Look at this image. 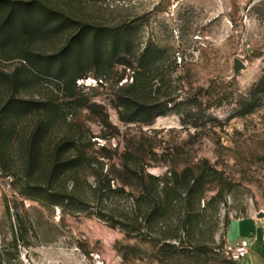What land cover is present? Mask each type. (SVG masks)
<instances>
[{"label": "rangeland", "instance_id": "1", "mask_svg": "<svg viewBox=\"0 0 264 264\" xmlns=\"http://www.w3.org/2000/svg\"><path fill=\"white\" fill-rule=\"evenodd\" d=\"M14 1H43L75 20L127 31L126 59L137 66L149 50L150 87L158 99L172 102L150 125L123 123L117 100L133 72L105 57L92 67L84 60L87 75L77 81V98L97 105L93 111L72 108L70 92L51 77L23 88L19 96L39 102L36 109L0 113V264H264V0ZM76 31L47 26L31 51L53 55ZM109 46L108 37L99 40L103 54ZM8 56L0 67L12 72L21 61ZM235 60L246 65L238 75ZM6 90L0 83V103L12 96ZM253 91L258 101L248 113ZM41 120L49 131L39 152L45 166L30 171V140ZM66 134L87 158L64 178L51 168L52 150ZM132 143L154 147L157 156L150 158L158 166L148 173L156 177H165L170 165L208 160L226 180L220 197L214 199L218 187L195 208L196 224L189 227L194 234L179 255L162 248L175 220L171 228L144 224L131 235L115 226L113 218L123 220L135 210L128 194L139 189L127 187L103 203L91 189L102 167L104 175L118 176L114 166L119 168V156ZM104 146L113 152L111 161L101 158ZM74 185L78 189L69 201ZM121 187L112 182L113 189ZM236 231L252 242L249 257L240 263L227 256L228 247L239 242ZM205 244L214 254L204 251Z\"/></svg>", "mask_w": 264, "mask_h": 264}, {"label": "trees", "instance_id": "2", "mask_svg": "<svg viewBox=\"0 0 264 264\" xmlns=\"http://www.w3.org/2000/svg\"><path fill=\"white\" fill-rule=\"evenodd\" d=\"M47 26L69 27L78 31L70 37L65 47L53 55L31 51L32 42ZM103 37H108L110 40V46L105 54L99 47V40ZM128 44L127 31L118 28H99L75 20L50 8L43 1L24 3L0 0V60L8 61V55H17L12 56L11 59L21 61V66L12 72L0 67V83L7 89V94H12L6 97L7 102L0 103V113L9 115L11 112H17V115H20L21 112L36 109L39 102L21 98L19 95L21 90L29 86L34 79L43 77L58 80L70 92L72 108L95 110L98 108L97 105L89 106L88 102H82L77 98V81L87 75L82 72L84 60L89 67H92L105 57L117 61L116 63L125 66L126 70L133 72L132 83L120 88L117 100L120 120L125 124H152L166 113L172 100H161L160 96L158 99V94L150 87L152 76L148 75L151 74L154 66V58L149 54V50L142 55V62L134 66L126 59L130 55L127 49ZM114 67L113 65L111 68ZM145 69H148L149 73ZM257 95L258 93L253 91L254 104L251 105L248 113L254 110L253 105L258 101ZM105 119L108 120V115H105ZM48 132V124L45 120L44 122L41 120L33 131L29 145L30 171L35 169L37 171L45 166L39 152L43 150L42 141ZM101 152V158L109 161L113 159V152L105 146L102 147ZM119 152L117 149L116 155ZM153 156H157L154 153V147L143 143L130 144L119 156V168L114 166L118 176L113 171H108L104 175V167H102L100 174L94 175L96 184L91 189L97 201L101 203L104 202V198L108 202L118 195L125 194L127 187L132 191L139 189L138 194H128L135 210L131 216L125 215L123 220L113 218L115 226L125 229L131 235L140 233L144 224L158 222L168 224V228H171L170 225L175 220L177 221L176 229L171 232L172 234L164 236L162 248H171L174 255H179L187 249L184 247L186 237L189 238L190 234H194L193 229L190 231L189 227H194L196 224L195 208H200L207 195L218 187H221V190L214 199L220 197L223 191L222 184H226V180L208 160H199L184 167L170 165L165 177H156L148 173L149 168L158 166V160L150 158ZM86 158L87 153L85 150H80L75 137L66 134L52 150L51 173L66 178L70 173H74ZM97 163L104 166L103 162ZM112 182L121 183L122 187L113 189ZM77 189L74 185L67 200L70 201L72 197H75ZM203 249L207 253L214 254L215 251L210 244H205Z\"/></svg>", "mask_w": 264, "mask_h": 264}, {"label": "built area", "instance_id": "3", "mask_svg": "<svg viewBox=\"0 0 264 264\" xmlns=\"http://www.w3.org/2000/svg\"><path fill=\"white\" fill-rule=\"evenodd\" d=\"M252 242L249 240H241L238 243H233L228 247L227 256L234 262L240 263L246 260L249 256Z\"/></svg>", "mask_w": 264, "mask_h": 264}, {"label": "water", "instance_id": "4", "mask_svg": "<svg viewBox=\"0 0 264 264\" xmlns=\"http://www.w3.org/2000/svg\"><path fill=\"white\" fill-rule=\"evenodd\" d=\"M246 65L240 61V60H235L234 62V71L235 74L238 75L242 70H244Z\"/></svg>", "mask_w": 264, "mask_h": 264}, {"label": "crops", "instance_id": "5", "mask_svg": "<svg viewBox=\"0 0 264 264\" xmlns=\"http://www.w3.org/2000/svg\"><path fill=\"white\" fill-rule=\"evenodd\" d=\"M253 221H255V220H253ZM257 224H258V226H260V224L257 222V221H255ZM261 227V226H260ZM236 234H237V236H238V240L239 241H241V240H244L242 237H240L239 236V233L236 231ZM263 234H264V232H263ZM263 238H264V235H263ZM246 240V239H245ZM263 241H264V239H263ZM251 250V249H250ZM249 254H250V252H249ZM249 257V256H248Z\"/></svg>", "mask_w": 264, "mask_h": 264}]
</instances>
